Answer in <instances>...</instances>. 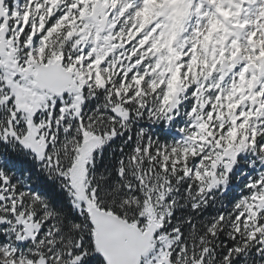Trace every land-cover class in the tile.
Listing matches in <instances>:
<instances>
[{
    "label": "snow or ice",
    "instance_id": "1",
    "mask_svg": "<svg viewBox=\"0 0 264 264\" xmlns=\"http://www.w3.org/2000/svg\"><path fill=\"white\" fill-rule=\"evenodd\" d=\"M0 264H264V0H0Z\"/></svg>",
    "mask_w": 264,
    "mask_h": 264
}]
</instances>
